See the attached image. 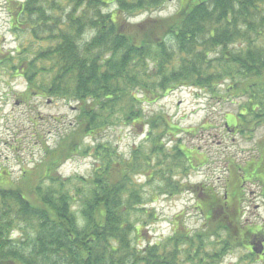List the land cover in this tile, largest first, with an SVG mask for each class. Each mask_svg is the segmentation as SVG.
Listing matches in <instances>:
<instances>
[{
	"label": "trees",
	"instance_id": "trees-1",
	"mask_svg": "<svg viewBox=\"0 0 264 264\" xmlns=\"http://www.w3.org/2000/svg\"><path fill=\"white\" fill-rule=\"evenodd\" d=\"M167 1L17 2V18L27 16L39 46L31 58L18 59L17 69L40 95L75 103V116L53 144L38 135L40 158L22 166L17 182L2 171L0 264H222L240 247L250 253L237 264L253 261L251 229L240 226L243 177L230 180L220 197L183 184L180 177L192 167L188 150L180 139L166 141L182 130L165 115L144 120L142 102L182 87L217 96L228 82L230 97L246 98L234 125L238 132L264 123V0H183L169 17L130 22ZM141 120L147 133L128 157L103 137ZM79 153L92 160L90 174L62 176L59 168ZM252 180L264 199V180ZM197 188L203 223L196 231L175 220L167 237L143 246L132 242L139 221L156 220L144 206L153 195ZM144 192L150 193L146 202Z\"/></svg>",
	"mask_w": 264,
	"mask_h": 264
},
{
	"label": "rangeland",
	"instance_id": "rangeland-1",
	"mask_svg": "<svg viewBox=\"0 0 264 264\" xmlns=\"http://www.w3.org/2000/svg\"><path fill=\"white\" fill-rule=\"evenodd\" d=\"M21 1L0 0V170H6L9 180L15 182L20 178L22 166L33 167L40 158L41 142L38 135H42L41 140L47 144H53L58 131L71 125L75 116V103L42 95L33 96V93L39 92L38 86H29L26 76H20L17 72L18 61L23 57L31 58L33 51L39 49L35 45L36 39L31 37L25 25L27 16L24 14L17 18L14 7ZM183 2L168 0L161 10L141 14L130 19V22L169 17ZM109 9L111 6L106 8ZM8 60L15 63V68L8 67ZM227 84L225 82L218 87L217 96L192 87H182L164 97L143 100L144 120L165 115L174 126L182 130L177 131L176 136L169 135L166 141L180 139L188 150V161L192 167L186 176L180 177L183 184L202 186L203 190L209 189L220 197L230 180L240 175L243 177L245 182L240 192V226L242 229L243 226L251 229L248 232L252 235L251 247L256 250L251 253L254 255L253 261L242 264H264V199L259 183L252 180H264V123L251 133L242 135L238 132V127L234 125L246 98L230 97L226 91ZM144 120L128 126H116L104 132L103 137L115 144L124 157H128L130 150L147 133L148 126ZM249 160V166L252 165L250 168L245 167L241 172L235 170ZM91 167L92 160L79 153L66 161L59 168V173L65 177H87ZM197 193L198 188L195 191L183 190L173 197L160 195L156 198L153 195L155 199L144 206L153 213L156 220L139 221L142 225L133 235L132 242L143 246L147 242L153 243L167 237L172 232L175 220L180 222L185 231H196L203 223V218L195 208ZM143 197L146 202L150 193L144 192ZM18 234L14 231L12 237L17 238ZM220 234L223 236L225 233ZM248 253V247L236 248L225 256L222 264H237L239 258Z\"/></svg>",
	"mask_w": 264,
	"mask_h": 264
},
{
	"label": "flooded vegetation",
	"instance_id": "flooded-vegetation-1",
	"mask_svg": "<svg viewBox=\"0 0 264 264\" xmlns=\"http://www.w3.org/2000/svg\"><path fill=\"white\" fill-rule=\"evenodd\" d=\"M17 72H18V74H19L20 76H22V70L17 69ZM33 96H35V97H39L40 94H39V92H35V93H33ZM16 102H17V103H20L19 100H16ZM1 173H2V169L0 170V177H1ZM1 181H2V180L0 179V183H1Z\"/></svg>",
	"mask_w": 264,
	"mask_h": 264
},
{
	"label": "water",
	"instance_id": "water-1",
	"mask_svg": "<svg viewBox=\"0 0 264 264\" xmlns=\"http://www.w3.org/2000/svg\"><path fill=\"white\" fill-rule=\"evenodd\" d=\"M253 250L255 251L256 249H255V248H253Z\"/></svg>",
	"mask_w": 264,
	"mask_h": 264
}]
</instances>
